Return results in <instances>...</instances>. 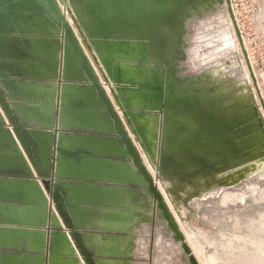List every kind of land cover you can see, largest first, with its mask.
Wrapping results in <instances>:
<instances>
[{
  "label": "water",
  "instance_id": "water-1",
  "mask_svg": "<svg viewBox=\"0 0 264 264\" xmlns=\"http://www.w3.org/2000/svg\"><path fill=\"white\" fill-rule=\"evenodd\" d=\"M262 201L264 99L231 0H0V264H129L148 236L151 262L174 243L199 264L178 221Z\"/></svg>",
  "mask_w": 264,
  "mask_h": 264
},
{
  "label": "rangeland",
  "instance_id": "rangeland-1",
  "mask_svg": "<svg viewBox=\"0 0 264 264\" xmlns=\"http://www.w3.org/2000/svg\"><path fill=\"white\" fill-rule=\"evenodd\" d=\"M236 2L240 7V13H239L240 23L243 28L245 39L248 43V47L250 51L249 54L253 62V68L255 69V72L259 77V81L261 84V87L259 86V89L262 98L264 99L262 94V91L264 93V0H236ZM147 166L150 167L148 164ZM151 172L153 173L154 176L153 170ZM239 199L240 197L236 193L227 194L225 198V203H234V202L237 203ZM242 199L244 198L242 197ZM263 202L264 201L258 202L256 204L252 202H248V206L245 208L233 209L229 207V209L215 213L217 214V216H215L216 219H214V215H213L214 213H208V212L205 213L203 212L202 208H199L197 215H194L193 219H191V221L188 223L189 228L185 227V225H183L180 222L179 225L180 224H181L180 226L183 225L181 227V230L185 234V238L189 240L191 246L193 247V250L195 251L199 263L206 264L207 261L210 259L209 260L210 264H239L234 259L233 260L229 259L228 258L229 255H227V257L223 256L222 258L219 257L213 259L212 257L215 253L213 254L212 251L201 252L204 246V244L201 245V242L205 243V245L207 244L210 245L209 238L214 234L213 231L217 230L218 221H221L222 219L237 221L239 218H242L243 215L249 213L250 220L245 225V227L250 228L252 230V234L248 236L247 239L251 237L248 240L256 243H264V234H259V232L257 231V229L259 228V226L261 225L264 219L263 217L264 213L262 211L263 206L261 207ZM256 216L257 218H254ZM218 217H220V220L217 219ZM255 221L256 222L261 221V222H258L259 224L255 225L256 223ZM214 225H216L215 228ZM242 239H245V237H242ZM167 245L170 246V248H168V252H167V248L164 246L159 250H157L156 248L154 249L155 252L153 255L154 259L153 262H150L149 264H185L184 262H182L181 252L176 248L177 245H175L174 243ZM173 249H175V253L173 252L174 254L170 253V250ZM248 255H249L248 253L247 254L245 253L242 255V257L245 258ZM207 256H210V258H208ZM246 260L247 259H245V261H243L242 264H248Z\"/></svg>",
  "mask_w": 264,
  "mask_h": 264
},
{
  "label": "bare ground",
  "instance_id": "bare-ground-1",
  "mask_svg": "<svg viewBox=\"0 0 264 264\" xmlns=\"http://www.w3.org/2000/svg\"><path fill=\"white\" fill-rule=\"evenodd\" d=\"M236 19H237V22L239 24V28L242 31L244 46H245V49L248 52L249 59H250V62H251L252 68H253V62H252L251 57H250V54H249L250 51H249L248 43H247V41L245 39L244 32H243V28H242V25L240 23L239 16H237ZM253 71H254L255 77L257 78V80L259 82V86L261 87V84H260V81H259V77H258L257 73L255 72V69L254 68H253ZM262 94H263V97H264L263 91H262ZM148 168H149L150 171H152L150 169V167H148ZM156 184L158 185V187L160 189L159 183L157 182ZM161 192H162V190H161ZM167 203H168V201H167ZM262 206H263L262 211L264 213V202L262 203L261 207ZM169 207H170V204H169ZM171 211H173L172 208H171ZM249 216H250L249 213L248 214H245V215L242 216V218H239L237 221H234V220H223V219L221 221L216 220V221H218V224H217L218 228L216 227L217 230L213 231L214 234L209 238V242H210L209 244H210L211 247H214V253L215 254H218V253L223 252V246L225 244H227V243H230L231 249L236 246V250H237V253H238V256H239L240 259H241V257H242L243 254H245V253L246 254L247 253L249 254L248 256L245 257L248 260V264H264V243H256V242H252L250 240H248V243H249L248 245L247 244L243 245V244L240 243L241 240H243V241L245 240V239H242V237L247 238L248 236H250L252 234V230H250L249 233H245L244 232L245 231L244 230L245 225L250 220V217ZM217 219L220 220V217H218ZM213 221H215V220H213ZM178 223H180V222H178ZM182 226H180V228ZM215 226L216 225H214V228H215ZM257 231L259 232V234H264V219H263L261 225L259 226V228L257 229ZM250 238H248V239H250ZM186 240H187V243L190 245V247L193 250V247L191 246L189 240L188 239H186ZM228 240H230L231 242H228ZM251 240H253V239H251ZM253 241H255V240H253ZM238 243H240L241 245H237ZM248 247H251V249H249ZM193 252L195 254V251L194 250H193ZM195 256H196V254H195Z\"/></svg>",
  "mask_w": 264,
  "mask_h": 264
},
{
  "label": "crops",
  "instance_id": "crops-1",
  "mask_svg": "<svg viewBox=\"0 0 264 264\" xmlns=\"http://www.w3.org/2000/svg\"><path fill=\"white\" fill-rule=\"evenodd\" d=\"M112 198V197H111ZM152 234V233H151ZM149 238H148V241H149V243L147 244V242L145 241L146 239H138L139 240V242H141V244L142 245H139L138 247H139V249H140V251L142 252V254L143 255H146L147 256V258H145L146 256H140L139 258H137V259H135V260H133V261H131V262H129V264H145V263H147V261H148V264L151 262V255H152V240H151V238H150V236H148ZM114 238H110L109 240H113ZM5 240L7 241V242H12V243H16V242H18V240H19V237H17V236H15V237H5ZM122 241L120 242L121 244H117L118 246H120V248L122 249V250H126V248H129V241H128V238L127 237H125V238H122L121 239ZM150 244V245H149ZM114 244H112V246H113ZM138 247H137V249H138ZM136 254V253H135ZM148 255H149V258H150V260L148 259ZM30 264V262L28 261V262H26V261H23V260H16V259H13L12 260V264ZM32 263V262H31Z\"/></svg>",
  "mask_w": 264,
  "mask_h": 264
},
{
  "label": "built area",
  "instance_id": "built-area-1",
  "mask_svg": "<svg viewBox=\"0 0 264 264\" xmlns=\"http://www.w3.org/2000/svg\"><path fill=\"white\" fill-rule=\"evenodd\" d=\"M231 6H232L233 14H234V16H235V18H236L237 16H239V13H240V7L238 6L236 0H231ZM236 21H237V19H236ZM237 23H238V22H237ZM238 26H239V24H238ZM241 32H242V31H241ZM47 198H48V201H49V203H50V198H49L48 196H47ZM51 209H52L53 211H55L53 205H51Z\"/></svg>",
  "mask_w": 264,
  "mask_h": 264
}]
</instances>
